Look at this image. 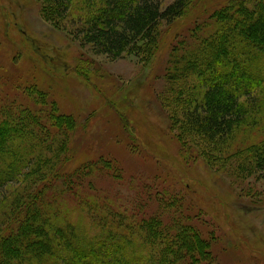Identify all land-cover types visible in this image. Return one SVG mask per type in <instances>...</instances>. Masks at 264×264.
<instances>
[{
    "label": "rangeland",
    "instance_id": "rangeland-1",
    "mask_svg": "<svg viewBox=\"0 0 264 264\" xmlns=\"http://www.w3.org/2000/svg\"><path fill=\"white\" fill-rule=\"evenodd\" d=\"M51 1L0 0L1 99L6 103L19 99L20 104L31 105L33 94L25 97L17 86L27 78L37 83L39 90L33 93L38 97L39 111L50 108L52 112L57 104L55 116L67 120L72 116L77 121L74 131L69 132L72 142L69 158L73 157L69 169L86 165L79 176L78 184L83 185L79 193L73 190L75 176L68 180L61 178L56 185L57 180L53 181L54 186L47 190L50 197L46 202L55 214L43 210L39 219L53 220L54 216L59 218L58 225L68 227L71 224L79 237L103 242L107 253L109 242L115 240L113 235L119 236L120 242L130 243L129 255L136 251L135 254L142 258L141 264H148L152 254V249L146 248L144 242L153 245L148 234L144 232L142 237L137 234V226L136 231L132 229L142 221L145 225L154 223L167 233L174 231L169 238L177 247H182L187 238L195 245L191 230L210 241V260L204 257L196 260L185 251L181 252L186 260L184 264H264V173L252 175L249 170L237 176L242 155L227 154L220 159L234 164L224 166L220 161L211 165L210 159L199 151L200 147L194 145L192 160L185 161L179 155L181 140L176 137L177 130L172 129L159 102L166 87L163 76L175 35L186 37L191 28L198 38L225 34L224 28L218 30L222 25L218 22L201 29L193 27L195 22L210 16V9L226 0H194L188 16L170 29L163 25L165 42L149 65L128 56L112 60L96 52L93 46L83 44V36L75 32L74 22L82 17L89 25L90 0H70L69 19L59 23L55 17L56 25L47 17L49 8L58 9V5L49 4ZM158 1L166 9L176 0ZM243 24L242 19L235 26ZM228 39L232 41L231 35ZM258 67L262 69L260 63ZM77 68L89 70L88 77L74 74ZM3 73L5 76L1 75ZM3 77H6L5 86L4 80L1 83ZM103 93L109 97V108L106 100H102ZM41 98L45 99L42 107ZM261 100L259 109L264 113V90ZM117 106L122 109L121 120L114 116ZM256 129L238 136L231 150L225 148L221 154L233 153L236 146L244 150L249 147L243 148L248 142H261L264 129L260 130L258 122ZM129 130L134 131L137 145L128 139ZM217 150L213 148L214 152ZM88 162L93 165L92 183L85 179L89 174ZM112 165L118 167L117 173L120 169V179L110 172ZM33 172L23 171L22 176L15 173L0 189L3 190L0 192V231L10 225L17 207L37 191L33 183L41 181ZM63 181L68 186L65 187ZM44 185L47 184L41 187ZM32 232L38 237L35 230ZM13 238L17 239L16 233ZM155 242L159 243L160 238ZM46 249L42 244L29 249L35 255L33 264H38L39 255L42 256L40 261L63 264L57 251L51 256L52 249ZM17 256L14 253L10 257L16 259ZM99 261L109 264V258H99Z\"/></svg>",
    "mask_w": 264,
    "mask_h": 264
},
{
    "label": "trees",
    "instance_id": "trees-1",
    "mask_svg": "<svg viewBox=\"0 0 264 264\" xmlns=\"http://www.w3.org/2000/svg\"><path fill=\"white\" fill-rule=\"evenodd\" d=\"M69 1L60 0L58 3L52 0L49 3L58 5L57 10L49 8L48 11L47 17L52 25H56L57 20L60 23L69 19ZM193 3L194 0H176L163 9L158 0H90L88 12L92 17L89 25L81 17L74 22L75 32L83 36L84 45L93 46L96 52L112 60L128 56L149 65L165 42L162 26L170 29L174 23L184 19L189 15ZM216 6L219 7L210 9V16L206 20L195 22L193 28L201 29L218 22L222 23L218 30L224 28L225 34L207 38L200 35L198 38L197 32L191 28L186 37L184 34L179 37L175 35L163 76L166 87L159 102L169 117L172 129L177 130L176 137L181 140L179 155L185 161L192 160L194 145L200 147L199 151L210 159L211 165L220 161L224 166L234 164L220 159L227 154L242 155L241 170L237 171V176L249 170L252 175L264 173V138L259 143L248 142L243 148L249 147L244 150L236 146L233 153L221 154L225 148L231 150L238 136L257 130V122L260 130L264 129V113L259 109L264 90V0H226ZM242 19L244 24L235 26ZM229 35L232 41H229ZM259 63L262 69L258 67ZM77 70L74 74L88 77L89 70ZM1 75L5 76V73ZM1 79L5 86L6 77ZM18 84L17 88L25 97L33 94L34 102L28 106L20 104L19 99L6 103L0 96V189L17 173L22 176L23 171H34L41 182L35 180L33 185L35 190L38 188L37 191L17 207L10 225L0 231V264H33L35 255L29 249L41 244L52 249L51 256L57 251L63 264H102L99 258H109V264H141L142 258L135 254L136 251L129 255L130 243L120 242L119 236L111 234L115 240L109 242L107 253L106 245L101 244L103 242L79 237L71 224L68 227L58 225L59 218L54 216L53 220L48 217L44 221L39 219L38 215L43 210L55 214L46 202L50 197L47 190L52 189L54 180H57L56 185L61 178L68 180L75 176L73 190L79 193V188L83 186L78 184L81 181L79 176L86 165L69 169L73 159L69 158L72 152L69 132L74 131L77 121L72 116L69 120L55 116L53 112L58 108L57 104L52 112H49L50 108L45 112L40 108L39 111V100L33 93L39 90L38 84L29 82V78ZM42 98L41 107L45 106V99ZM104 99L106 106L109 105V97L103 93V102ZM121 112L120 106L114 109V116L118 120H121ZM130 131L128 139L137 145L134 131ZM182 137L185 139L182 140ZM216 147L218 150L214 152L213 148ZM90 162L87 163L90 167L85 179L92 183L90 173L93 165ZM116 168V165L109 166L110 172L120 179L121 171L119 169L117 173ZM40 183L47 185L43 188ZM63 184L68 186L64 181ZM135 226L138 227V235L143 237L145 232L153 239V245L144 242L146 248L152 249L148 264H184L186 260L181 257V252L185 251L186 255L191 254L196 260L201 257L210 260V241L193 230L191 234L195 245L187 238L183 240L182 247H177L169 238L173 237L174 231L167 233L154 223L145 225L144 221L132 227L136 231ZM32 230L36 231L38 237L34 236ZM14 233L17 239L13 238ZM156 238H160L159 243H154ZM138 240L142 241L141 238ZM14 253L18 255L16 259L10 257ZM35 253L38 255V250ZM37 257L38 264H48V260L40 261L42 256Z\"/></svg>",
    "mask_w": 264,
    "mask_h": 264
}]
</instances>
